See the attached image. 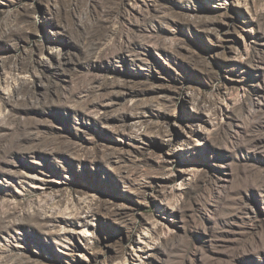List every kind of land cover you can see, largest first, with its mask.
Returning a JSON list of instances; mask_svg holds the SVG:
<instances>
[{
    "label": "rangeland",
    "instance_id": "rangeland-1",
    "mask_svg": "<svg viewBox=\"0 0 264 264\" xmlns=\"http://www.w3.org/2000/svg\"><path fill=\"white\" fill-rule=\"evenodd\" d=\"M0 264H264V0H0Z\"/></svg>",
    "mask_w": 264,
    "mask_h": 264
}]
</instances>
